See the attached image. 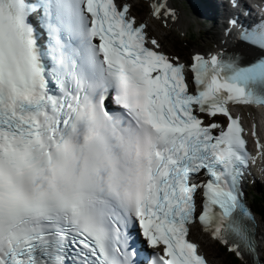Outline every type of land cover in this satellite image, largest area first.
<instances>
[{"label": "snow or ice", "instance_id": "6c2138e0", "mask_svg": "<svg viewBox=\"0 0 264 264\" xmlns=\"http://www.w3.org/2000/svg\"><path fill=\"white\" fill-rule=\"evenodd\" d=\"M129 9L0 0V264H208L197 221L264 264L239 187L255 158L229 108L264 106V4L228 20L242 49L188 64ZM150 10L178 19L166 0Z\"/></svg>", "mask_w": 264, "mask_h": 264}, {"label": "bare ground", "instance_id": "6f19581e", "mask_svg": "<svg viewBox=\"0 0 264 264\" xmlns=\"http://www.w3.org/2000/svg\"><path fill=\"white\" fill-rule=\"evenodd\" d=\"M131 1H134V0H131ZM209 1L213 2V0H209ZM171 6L174 7L172 4H171ZM200 10L203 13L206 12V9L203 8L202 6H200ZM143 17H144V15L142 17H139V19L143 18ZM164 19L165 18L162 15H161L160 18H152L151 19L149 17L148 26H149L150 31L156 33L163 40V42L165 44V41H166V39L168 37L177 35L176 34L177 30L178 31H185L186 26H187V20H186L187 16L185 15V12H184L183 8L179 9L178 19L174 23L171 22L169 28H168V23H164ZM151 25L154 26L155 29H151L150 28ZM161 25H163L164 28H161ZM235 47L238 48V49H242V46H240V45H235ZM167 50H168V48H167ZM182 56H183V54H182ZM257 223H258L257 224L258 233H257V240L256 241L258 243L257 247H258V250H259V249L263 248V245H264V224L262 225V223H260V222H257ZM194 230H195V228L192 227V231H191L192 234H193V232H195ZM198 237H199L198 241L200 242V244H206L208 250H211L210 244L212 243V240L209 238V236L207 234L202 233L200 228L199 229L196 228L195 235H193V238L196 239V240L198 239ZM258 255H259V252H258ZM210 257L214 260L212 253H210ZM211 258H209V259L212 261ZM215 259H217V258L215 257Z\"/></svg>", "mask_w": 264, "mask_h": 264}, {"label": "rangeland", "instance_id": "374dc122", "mask_svg": "<svg viewBox=\"0 0 264 264\" xmlns=\"http://www.w3.org/2000/svg\"><path fill=\"white\" fill-rule=\"evenodd\" d=\"M133 2L136 4L135 5L136 6L135 7L136 11H140V9H142L144 13L147 11V5L145 3H142L141 1H137V2L133 1ZM177 35H179V34H177ZM263 209H264V204H263ZM258 219L261 220V221H259L260 223L264 224V218H262L259 215ZM211 249L213 250L214 253L216 252L215 253L216 256L213 255V258L214 259H215V257L217 258V259H215V261H217V263H219V264H231V262H229V257L231 256V254L223 253L221 250H219V247L213 242L211 243ZM259 255H260V252H259ZM260 258H261V260H264V245H263V248H261ZM232 260L234 262H237V263H234V264H240V263H238V261L236 259H232Z\"/></svg>", "mask_w": 264, "mask_h": 264}]
</instances>
